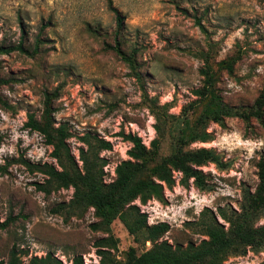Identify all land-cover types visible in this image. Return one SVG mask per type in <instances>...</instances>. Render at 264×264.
<instances>
[{
	"label": "rangeland",
	"instance_id": "rangeland-1",
	"mask_svg": "<svg viewBox=\"0 0 264 264\" xmlns=\"http://www.w3.org/2000/svg\"><path fill=\"white\" fill-rule=\"evenodd\" d=\"M112 1L125 17L121 48L127 54L137 50L134 69L109 47L116 24L106 0H0V44L15 45L22 39L32 49L39 40L34 55H0V221L9 220L0 229V259H7L16 246L22 264L46 253L62 264H71L76 254L83 255L84 264L98 263L94 242L106 235L91 228L98 221L92 208L82 213L69 208L72 188L49 195L36 189L44 177L34 166L56 161L43 136L24 123L28 113L41 114L45 90L58 91L55 126L69 130L67 143L76 160L78 148L84 147L82 136L111 142L110 150L100 152L107 160L104 181L110 182L131 147L119 132L137 134L147 146L155 136L144 95L169 103V112L176 115L194 102L188 110L193 124L210 100V95L198 100L194 94L203 85L200 69L206 63L214 72L212 93L223 105L250 107L264 87V0ZM203 127L211 140L193 142L189 148H212L222 162L202 167L207 188L177 183L165 189L164 201L140 205L149 224H169L162 239L172 245L198 244L204 238L200 223L209 212L238 211L243 193L253 191L259 181L264 114L249 122L224 117L223 125L205 119ZM169 150L167 136L162 151ZM174 174L178 180L180 174ZM255 224L264 225V214ZM111 231L119 240L113 254L120 260L131 247L138 254L150 247L149 242L137 245L118 219ZM262 262L264 245L230 255L224 264Z\"/></svg>",
	"mask_w": 264,
	"mask_h": 264
},
{
	"label": "trees",
	"instance_id": "trees-1",
	"mask_svg": "<svg viewBox=\"0 0 264 264\" xmlns=\"http://www.w3.org/2000/svg\"><path fill=\"white\" fill-rule=\"evenodd\" d=\"M106 4L116 24L114 45L109 47L134 69V54L137 50L133 48L127 54L121 48L119 39L125 27V17L112 0H106ZM196 24L201 31H206L199 19H196ZM38 48V39L32 49L25 46L21 39L15 45L0 44V55L14 51L34 55ZM200 73L203 85L194 90V94L198 100L210 95V100L193 124H190L188 110L194 107V102L188 103L181 114L176 115L169 112V103L160 104L156 98L143 96L155 121V136L147 146L139 135L119 132L118 135L130 142L131 147L127 150L128 159L115 166V177L110 182L104 181L107 160L100 156V152L110 150L111 142L102 138L92 141L87 135L82 136L80 139L84 147L78 148L76 160L67 143L71 136L69 130L64 125L55 126L53 102L57 89L44 91L42 111L38 117L28 113L24 127L43 136L46 144L52 147L51 156L56 161V165L45 162L34 166L44 177L42 182L36 183V189L49 195L62 188H72L69 208L73 213H82L92 208L98 221L92 223L91 228L106 234L94 242L99 260L98 263L90 264H224L230 255H243L249 249L258 250L264 245V225L255 224L264 214V160L258 163L259 181L256 188L243 193L238 211L219 208L216 215L209 212V217L201 221L204 238L198 244H170L162 239L170 229L169 224H149L147 214L140 209V205L150 200L164 201L165 189L170 190L177 183L182 187L192 183L201 191L207 188L202 167L207 164L222 166L220 156L212 148H189L193 142L211 140V134L203 127L205 119L223 125L224 117L236 116L249 122L251 118L259 119L264 114V87L250 107L239 109L223 105L212 93L214 72L207 63L200 69ZM3 82L0 78V84ZM167 136L170 137V150L163 152L162 144ZM174 173L180 174L178 180ZM218 218L227 225L221 224ZM116 219L133 236L137 245L145 246L149 242L150 247L144 248L139 254L131 247L124 260L118 259L113 251L119 240L111 231V224ZM8 221H0V229L5 228ZM21 253L13 246L7 259H0V264H22ZM27 264H62V261L46 253L41 257L31 256ZM71 264H84L83 255H74Z\"/></svg>",
	"mask_w": 264,
	"mask_h": 264
}]
</instances>
